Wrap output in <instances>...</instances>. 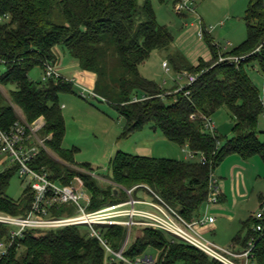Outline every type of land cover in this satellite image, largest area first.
Here are the masks:
<instances>
[{
	"label": "trees",
	"instance_id": "16d2710c",
	"mask_svg": "<svg viewBox=\"0 0 264 264\" xmlns=\"http://www.w3.org/2000/svg\"><path fill=\"white\" fill-rule=\"evenodd\" d=\"M158 1L176 6L182 0ZM0 17L4 18L0 23V87L4 91L9 89L6 94L10 99L0 90L2 130H9L18 119L13 104L29 123L44 119L39 136H52L45 145L53 154L68 165L95 173L91 165L74 162L77 149L63 147L66 122L60 95L75 93V82L62 75L46 81L30 78L35 68H41L43 74L44 64L56 65L55 49L62 47L82 71L96 76L94 91H103L125 120L123 137L150 124L154 132H161L169 142L182 148L188 146L196 153L194 159L179 160L119 151L109 162L110 180L119 187L130 190L147 186L191 222L203 217L210 178L228 157L237 155L249 160L260 156L264 163V142L259 139L263 107L259 90L248 74L259 57H251L238 67L219 63L222 50L206 38L204 30L211 52L209 61L200 59L195 66L181 53L169 54L176 73L197 76L194 83L177 92L178 86L166 89L140 72L153 52L171 51L175 40L170 29L157 22L151 0H145L142 6L139 0H0ZM244 20L247 39L225 52V56L246 55L262 44L263 0H249ZM222 108H227L234 119L231 137L206 129L203 117L212 118ZM201 155L206 158L205 164L199 161ZM33 168L62 185L70 186L80 178L91 197L88 211L128 200L123 189L59 163L44 150ZM18 172L16 165H7L0 172V213L26 217L34 200L31 187L27 186L18 200L7 194ZM142 190L139 188L133 195ZM61 207L53 209V215L54 211L61 215ZM254 224L253 219L244 222L233 245L245 250L254 241L250 262L264 264V232H257ZM97 229L114 251H120L127 238V227ZM141 231L142 236L132 244L129 240L124 251V257L130 261L147 256L151 249L159 253L158 260L154 259L156 264H221L160 230L145 227ZM9 232L8 227L0 225V241L6 240ZM0 264L126 263L110 255L88 227L72 226L27 231L8 254L0 256Z\"/></svg>",
	"mask_w": 264,
	"mask_h": 264
},
{
	"label": "rangeland",
	"instance_id": "374dc122",
	"mask_svg": "<svg viewBox=\"0 0 264 264\" xmlns=\"http://www.w3.org/2000/svg\"><path fill=\"white\" fill-rule=\"evenodd\" d=\"M151 1L157 22L162 26L168 27L175 40L171 51L153 52L147 63L141 67L140 72L145 78L156 81L166 89H172L176 86L184 87L188 84L187 77L176 73L169 61V54L172 50L184 55L190 63L196 61L199 56L206 60L204 54L209 49L204 33L203 39L199 37L200 30H205L207 33L206 38L212 44L218 45L221 50L226 47L228 50L234 49L247 39V25L244 15L248 8L249 0H197L195 4L196 13L194 14L191 12L178 13L176 6L171 2L161 4L158 0ZM144 2L145 0H139V5L142 6ZM59 49L63 56L66 57L65 64H68L69 60H73L66 50L62 47ZM164 62L168 64V72L163 67ZM75 63L76 66L74 68L80 71L77 62ZM70 70L71 72H66L64 75L68 80L75 82V93L60 95L61 107L63 104L67 107V109L62 107L66 122V136L63 147L68 150L77 149L74 162L79 165H91L96 175L100 176L99 181L101 183L110 184L112 175L109 170V162L119 151L132 155L153 156L155 158L179 160L186 158L182 147L169 142L161 132H154L150 124L146 125L141 131L123 137L125 120L108 101L110 98L106 99L105 93L99 89L95 92L79 86L76 79L73 80V78H76L73 68ZM248 74L257 89L261 91L263 88L262 70L250 69ZM42 75V69L37 67L30 73V78L33 81H42ZM0 90L9 101L10 99L6 94L9 89L4 91L1 87ZM82 94L85 95V98L82 97ZM211 119L220 135L231 137L234 119L227 108L220 109ZM259 131L262 132L259 134V139L264 142L263 118L259 122ZM51 155L64 164V161L57 154L51 152ZM7 161V155H0V172L5 170L8 165ZM232 161L233 163L235 161L241 163L242 167L236 168L233 177H231V174L229 175L228 181L232 183V180H234L237 183L239 180L242 193H248L250 199L253 198V201L252 199L248 201L244 196L237 197L236 201L234 199L230 200L229 206L231 210L228 211V215L235 219L234 224L229 225L227 221L222 220L219 216V223L225 226V222L227 228L205 234L207 240L222 248L232 247L233 235L242 232L243 223L246 222L251 213L256 211L257 205L254 200H256L258 194L264 193V166L261 157L256 156L245 160L235 155L228 157L224 162L230 164ZM221 167H218L214 173V178L218 180L219 188H221V182H225L220 172ZM28 182V179L15 174L7 191L8 196L14 200L20 199L28 186ZM72 186L80 189V184L77 180L73 182ZM84 192L85 195L90 197L87 189H84ZM137 198L151 201L150 196L145 191L138 192ZM81 202L85 204L84 201ZM138 208L148 210L146 207L139 206ZM212 208L213 205L210 207L205 205L201 214L204 216L212 213L218 216L213 213L214 209ZM55 212L54 216L56 217H74L79 214L77 206L73 203L62 206L61 215H55ZM141 228L134 227L130 244L137 237L142 236ZM230 236H232L231 239H229ZM147 254L153 256L155 260L159 258V253L156 250L150 249Z\"/></svg>",
	"mask_w": 264,
	"mask_h": 264
},
{
	"label": "built area",
	"instance_id": "2783aa9c",
	"mask_svg": "<svg viewBox=\"0 0 264 264\" xmlns=\"http://www.w3.org/2000/svg\"><path fill=\"white\" fill-rule=\"evenodd\" d=\"M196 2L197 0H182L176 5V10L178 13L191 12L194 14L196 13ZM3 21L4 18L0 17V23ZM203 33V29L199 31L200 39H203ZM227 51H229L227 47L222 50L218 60L219 63L227 62L238 67L242 63L248 61L251 57H259L258 59H263V61L257 59L253 63L252 69H261L263 73V88L259 91V98L263 107L262 118L264 119V41L253 52L246 55L225 56L224 53ZM44 65V72L42 75L44 81L50 78L61 77L56 65L50 63ZM163 67L166 68L167 72L169 71L166 62L163 64ZM180 75L187 77V85L194 83L197 79V76L185 72ZM184 87H179L177 92L183 90ZM94 96L96 95L94 94ZM82 97L85 98V95L82 94ZM11 106L17 114L18 119L9 130L5 131L0 128V155H7L8 161L6 163H8V165L18 166V174L29 180L28 186L31 187L34 193V200L31 210L26 217H15L0 213V225L6 226L10 229L6 240L0 241V256L8 254L15 241L23 238L24 234L29 230H58L72 226H85L89 228L91 235L96 237L105 247L107 252L114 258H117L126 264H156L153 256L149 255L137 258L133 261L124 257V251L130 240L132 229L134 227H150L177 238L185 244L201 251L210 259L218 261L221 264H251L250 258L255 247L254 241L249 243L247 249L240 251L235 247L222 248L213 242H210L202 234L201 228L208 224H214L216 221L215 217L205 214L202 218L189 222L177 209L171 207L161 196L147 186H137L128 190L119 187L117 184L110 181L109 183L111 185L123 189L126 192L128 200L126 202L106 206L96 211H88L91 197L85 195L84 183L80 178L77 177L75 179L80 184V189H77L72 185L67 186L54 182L50 179L47 173H39L33 168V163L37 159L41 150L46 151L54 160H56L54 156L51 155V151L45 145V141L50 140L52 136L50 135L45 139H42L39 136V131L45 124L43 118L33 123H29L15 105L11 104ZM192 118H195V116ZM203 119L206 123V129L214 134L216 128L214 127L212 119L206 117H203ZM183 152L186 155V159L191 160L195 158L196 153L190 150L188 146L183 148ZM199 161L205 164V156H199ZM64 165L79 172L86 173L98 181L100 179V176L96 175V173L86 172L66 163H64ZM139 188L143 189L142 191H145L150 196L151 201L138 199L137 196L133 195L134 191ZM219 196L220 188L218 186V180L212 175L209 182V198L206 205L210 207L218 204ZM81 201H84L85 204H82ZM68 203H73L77 206L79 212L77 216L56 217L53 215V209H59V207ZM139 206L146 207L148 210L138 208ZM252 219L256 222L253 226L254 229L257 232H264V200L262 201L259 210L253 215ZM113 226H125L128 230L126 241L120 251H114L97 229L99 227Z\"/></svg>",
	"mask_w": 264,
	"mask_h": 264
},
{
	"label": "crops",
	"instance_id": "0c3cea01",
	"mask_svg": "<svg viewBox=\"0 0 264 264\" xmlns=\"http://www.w3.org/2000/svg\"><path fill=\"white\" fill-rule=\"evenodd\" d=\"M172 52L175 53L174 50H172ZM55 53H56V55L58 57V60H57V63H56L57 70L59 71V73L63 77H65L64 73L71 72L70 69L73 68V70L75 72V77H76V78H73V80L76 79V82L78 83L79 86H82V87H84V88H86L88 90H94L95 83H96V76L94 74L82 71L81 69H80V71L75 69L74 67L76 66V63H75L74 60H69L68 64H65L66 57L63 56V54H62V52L60 51L59 48L55 49ZM204 56L206 57V60L205 59L204 60L205 61H209L211 59L210 50H208L207 53L204 54ZM200 59H203V58H200V56H199L198 58H196V61H194L192 64L196 66ZM78 67H79V65H78ZM62 107L64 109H67L66 105H64V104H63ZM148 157H153V156H148ZM184 160H186V158H184ZM235 162L233 163V161H232V162H230V164L224 162V163H222L220 165V166H222L221 169H220L221 170L220 172H221L222 178L225 180V182L224 181L221 182L219 202H218V204L214 205L213 208H212V209H214L213 213H216L218 216L213 215L212 213L210 214L211 216L215 217L216 221H215L214 224H208L205 227L201 228V232L204 235V237H205V234L208 233V232L213 233V232L221 231V230L227 228L225 222H224L225 226H223L222 224L219 223V221H218L219 216H220V218L222 220L227 221L229 225H232V223L234 224L235 219L233 217H231L230 215H228V211L231 210L230 206H229L230 200L234 199V201H236L237 197H239V196L243 197L244 196V198L248 199V201H251V199L253 201V198L250 199L248 193H246V194L242 193L241 183H240L239 180H238L237 183L234 180H232V183H230V181H228V179L230 177L229 175L231 174V177H233V175L235 173V169L242 167L241 163H239V162L235 163ZM263 166H264V163H263ZM263 200H264V193H260V195L258 194L256 200H254L256 202V205H257L256 211L249 215V217L246 220V222L249 219H252L253 215L259 210L260 205H261ZM233 236L235 238L237 235L234 234ZM231 237L232 236H230L229 239H231ZM231 245H232V247H235L237 250L240 251L238 246L233 245V241H232Z\"/></svg>",
	"mask_w": 264,
	"mask_h": 264
}]
</instances>
